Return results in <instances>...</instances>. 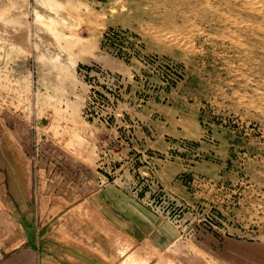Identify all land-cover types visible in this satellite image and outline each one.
Returning <instances> with one entry per match:
<instances>
[{
    "label": "rangeland",
    "instance_id": "obj_1",
    "mask_svg": "<svg viewBox=\"0 0 264 264\" xmlns=\"http://www.w3.org/2000/svg\"><path fill=\"white\" fill-rule=\"evenodd\" d=\"M242 1L0 0L13 198L77 202L114 182L165 218L160 245L175 239L126 241L112 264H264V0ZM96 42L103 61L74 64Z\"/></svg>",
    "mask_w": 264,
    "mask_h": 264
},
{
    "label": "crops",
    "instance_id": "obj_2",
    "mask_svg": "<svg viewBox=\"0 0 264 264\" xmlns=\"http://www.w3.org/2000/svg\"><path fill=\"white\" fill-rule=\"evenodd\" d=\"M83 48L75 52L74 64L103 61L98 42L90 49ZM0 142L7 152V148L19 143L14 139ZM15 160L13 152L0 158V264H60L68 259L71 264H79L74 257L112 264L122 256L126 241L148 249L171 250L168 245L175 239L173 229L170 227L172 238L160 245L157 235L165 238V233L160 232L167 224L165 218L125 185L104 182L77 202L57 198L54 202L45 201L43 206L37 197L33 205L27 200L16 201L3 183L9 163L13 166ZM178 168L175 163L166 165L163 180L170 183ZM36 195L40 197L41 192L38 190ZM31 208L34 215L29 213ZM42 229L45 233L41 240L52 250L42 252L26 247L28 233ZM140 259V264H144V257Z\"/></svg>",
    "mask_w": 264,
    "mask_h": 264
},
{
    "label": "bare ground",
    "instance_id": "obj_3",
    "mask_svg": "<svg viewBox=\"0 0 264 264\" xmlns=\"http://www.w3.org/2000/svg\"><path fill=\"white\" fill-rule=\"evenodd\" d=\"M222 1V0H221ZM225 1V0H224ZM218 2V1H217ZM220 2V1H219ZM243 2V6L244 7H246V8H248V9H250L251 10V12H257V13H259V10L260 11H262V9H260L259 8V6L257 5V0H243L242 1ZM232 5V4H231ZM229 6H230V4H229ZM262 7V6H261ZM249 10V11H250ZM211 12V11H210ZM212 13V12H211ZM261 14V13H260ZM229 15V14H228ZM263 15V14H262ZM65 16V15H64ZM218 16V15H217ZM229 16H232V15H229ZM66 17V16H65ZM225 18H227V17H225ZM230 18V17H229ZM228 18V19H229ZM263 19V18H262ZM219 20V19H218ZM247 20V19H246ZM245 20V21H246ZM217 21V20H216ZM232 21H233V19H232ZM236 21V20H235ZM248 21V20H247ZM219 22V21H218ZM237 22V21H236ZM208 23V22H207ZM211 23V22H210ZM209 23V24H210ZM243 23V22H242ZM222 24V23H221ZM233 24V23H232ZM239 24V23H238ZM245 24H246V22H245ZM253 24V23H252ZM256 24V23H255ZM255 24H253L254 26H255ZM257 25V24H256ZM214 26V25H213ZM232 26V25H231ZM230 26V27H231ZM258 26V28H260V25H257ZM256 26V27H257ZM211 27V26H210ZM229 27V26H228ZM263 27V26H262ZM261 27V28H262ZM214 28V27H213ZM212 28V29H213ZM211 29V28H210ZM216 29V28H215ZM248 29V28H247ZM234 30V29H233ZM213 32V31H212ZM205 33V32H204ZM209 35V34H208ZM245 35V34H244ZM215 36V35H214ZM234 36H236V35H234ZM239 36V35H238ZM248 36V35H247ZM252 36H257V37H259L258 35H256V34H254V33H252V35H250V37H252ZM202 37H203V35H202ZM228 37H230L229 35H228ZM205 38H206V36H205ZM222 38L223 39H225L226 38V36L225 35H223L222 36ZM221 38V39H222ZM240 38H241V36H240ZM227 39V38H226ZM233 39H235V38H233ZM232 38H231V40H229V44H231V45H236V46H238L241 42L240 41H234ZM257 39V38H256ZM263 39V38H262ZM240 40V39H239ZM253 40V39H252ZM222 41V40H221ZM224 41V40H223ZM242 41V40H241ZM263 41H264V39H263ZM248 42V41H247ZM264 43V42H263ZM243 45V44H242ZM256 45V44H255ZM244 46H245V44H244ZM239 49V48H238ZM251 52H252V50H251ZM256 56H257V54H256ZM261 56V55H260ZM261 60V59H260ZM262 60H264V59H262ZM75 259H77L79 262H81V263H87V264H94V263H90V262H88V261H86V260H84V259H82V258H80V257H74ZM162 261H165L166 262V260H162ZM168 262V261H167ZM131 263V262H130ZM168 264H170V262H168Z\"/></svg>",
    "mask_w": 264,
    "mask_h": 264
},
{
    "label": "water",
    "instance_id": "obj_4",
    "mask_svg": "<svg viewBox=\"0 0 264 264\" xmlns=\"http://www.w3.org/2000/svg\"><path fill=\"white\" fill-rule=\"evenodd\" d=\"M44 233H45L44 229L37 232L33 231L28 233L26 237L27 239L26 247H29L32 250H40L42 252L45 251L46 249L52 250L50 249L52 247L48 245L46 241L41 240V237L43 236Z\"/></svg>",
    "mask_w": 264,
    "mask_h": 264
}]
</instances>
